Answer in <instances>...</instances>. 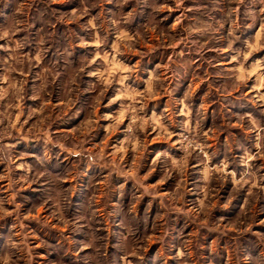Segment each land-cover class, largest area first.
<instances>
[{
	"label": "rangeland",
	"instance_id": "374dc122",
	"mask_svg": "<svg viewBox=\"0 0 264 264\" xmlns=\"http://www.w3.org/2000/svg\"><path fill=\"white\" fill-rule=\"evenodd\" d=\"M0 264H264V0H0Z\"/></svg>",
	"mask_w": 264,
	"mask_h": 264
}]
</instances>
